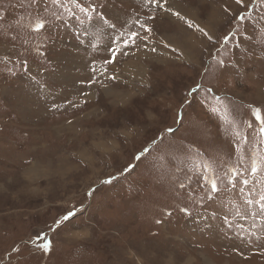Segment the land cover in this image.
Here are the masks:
<instances>
[{"label": "rangeland", "instance_id": "rangeland-1", "mask_svg": "<svg viewBox=\"0 0 264 264\" xmlns=\"http://www.w3.org/2000/svg\"><path fill=\"white\" fill-rule=\"evenodd\" d=\"M19 2L0 0V264H264L245 203L264 191V0H80L109 23L47 0L38 33ZM45 58L38 94L17 75Z\"/></svg>", "mask_w": 264, "mask_h": 264}, {"label": "snow or ice", "instance_id": "snow-or-ice-1", "mask_svg": "<svg viewBox=\"0 0 264 264\" xmlns=\"http://www.w3.org/2000/svg\"><path fill=\"white\" fill-rule=\"evenodd\" d=\"M68 3H72L75 4L78 8H80V10L82 12H85L86 14H88V19L91 20L92 16L91 13H96V15L101 19L104 20L105 23H109L107 21V19L103 16V14L99 11H97V7L96 5H88L87 7L81 5L80 0H67ZM236 3L238 5H244L245 7H247V5H245V0H236ZM51 4L52 5H61L63 6V0H51ZM145 4L146 5H150V4H155L157 5V7L159 8H164L166 11L171 12V8L166 7L168 4V0H145ZM19 7L21 8H25L26 9V16L27 18H29V27H32L33 30L35 32H40L41 30H44L47 26H48V20L47 17L43 14V13H47L48 12V6H47V0H20ZM69 11H71L69 9ZM174 15H176L177 17L183 19V17H180V13L176 12L174 13ZM60 17L57 16L56 19H59ZM23 19V18H22ZM238 19H245V17L241 14ZM4 20V13H0V21ZM192 25L189 24V27H191ZM110 27L115 28L114 24H110ZM141 27L143 28L144 25H141ZM148 31H151V29H147ZM5 34H7L5 32ZM124 34L122 33L121 36H123ZM139 33L137 32H132L128 35V39L124 41V44L127 45L129 43L135 44L136 39L138 38ZM225 40L228 39V37H224ZM262 44H264V40L261 41ZM119 51V48L115 49L113 51V58H115L116 52ZM218 64L223 65L224 61H218ZM217 100H219L220 98L217 97ZM256 115L257 118H260L259 115V110H256ZM261 124L264 125V120L261 121ZM260 132L264 133V126H262L260 128ZM250 172L252 174H257L259 172V166L254 162ZM249 183L248 180H243V184L247 185ZM181 187H183V185H181ZM233 188H235V185H232ZM221 191V189L218 187L217 181L213 180L211 182V189H210V193H209V197L211 198V195L213 193H217ZM243 191V189H241V192ZM256 203L259 205V215L261 217H264V191H261L258 195V198L253 197L251 199H247L245 200L246 204L251 205L252 203ZM239 214V213H238ZM64 219H67V217H64ZM45 249H47V245L44 246Z\"/></svg>", "mask_w": 264, "mask_h": 264}, {"label": "crops", "instance_id": "crops-1", "mask_svg": "<svg viewBox=\"0 0 264 264\" xmlns=\"http://www.w3.org/2000/svg\"><path fill=\"white\" fill-rule=\"evenodd\" d=\"M81 25H84V24L81 23ZM50 67H52V70L54 69L53 63L50 61L49 58H45L44 63L34 61L33 59L32 62L29 61L27 63L25 68H22V72L19 73L17 76L20 77L26 83L31 82L32 84L29 88L32 91L37 92L38 94H42L43 92H46L45 89H47V87L44 84H45V81L49 80L48 79L49 77H45V76L39 77L38 73L40 71H46L47 69H48L47 70L48 72L50 70L49 69ZM63 68H68V67H63ZM52 70H50V73Z\"/></svg>", "mask_w": 264, "mask_h": 264}]
</instances>
